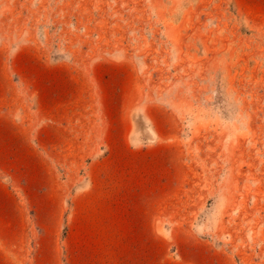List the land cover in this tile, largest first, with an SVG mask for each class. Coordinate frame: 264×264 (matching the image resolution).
Here are the masks:
<instances>
[{"label": "rangeland", "instance_id": "rangeland-1", "mask_svg": "<svg viewBox=\"0 0 264 264\" xmlns=\"http://www.w3.org/2000/svg\"><path fill=\"white\" fill-rule=\"evenodd\" d=\"M18 51L132 67L159 140L180 154L179 225L220 262L264 264V0H0L10 80ZM132 121L151 130L137 110Z\"/></svg>", "mask_w": 264, "mask_h": 264}, {"label": "crops", "instance_id": "crops-1", "mask_svg": "<svg viewBox=\"0 0 264 264\" xmlns=\"http://www.w3.org/2000/svg\"><path fill=\"white\" fill-rule=\"evenodd\" d=\"M4 63L0 264H227L177 222L180 154L159 140L161 116L142 105L132 67L75 69L18 51L10 80ZM136 110L148 134L133 129Z\"/></svg>", "mask_w": 264, "mask_h": 264}]
</instances>
